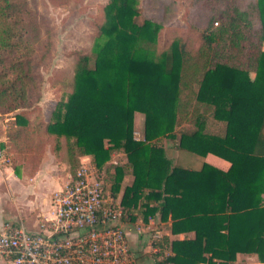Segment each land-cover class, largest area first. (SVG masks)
Instances as JSON below:
<instances>
[{"label": "trees", "instance_id": "16d2710c", "mask_svg": "<svg viewBox=\"0 0 264 264\" xmlns=\"http://www.w3.org/2000/svg\"><path fill=\"white\" fill-rule=\"evenodd\" d=\"M186 2L182 30L165 45L157 41L165 11L157 15L149 0H107L94 36L104 33L105 40L73 51L71 90L57 102L53 119L44 121L39 109L32 117L26 110L40 89L34 60L38 13L28 0H0V113L8 114L1 146L13 167L30 174L47 140L57 135L70 175L81 155L100 168L113 149L122 150L126 168L114 165L112 173L96 175L106 199L114 200L122 175L128 168L133 173L121 194V219L134 217L138 199L137 209L143 205L161 220L169 216V232H194L172 239L162 232L153 239L161 250L169 246L156 264H224L241 252L263 261L264 0ZM99 67L123 82L122 97L80 87V79ZM134 111L144 115L141 139L133 136ZM174 127L180 152L225 151L232 156L229 166L202 161L191 168L178 158L170 165L154 140Z\"/></svg>", "mask_w": 264, "mask_h": 264}, {"label": "rangeland", "instance_id": "374dc122", "mask_svg": "<svg viewBox=\"0 0 264 264\" xmlns=\"http://www.w3.org/2000/svg\"><path fill=\"white\" fill-rule=\"evenodd\" d=\"M106 1L107 0H67L64 3H56L52 0H28L30 7L34 8L38 13L41 23V31L35 41L36 50L34 54V60L38 72H40L38 77L40 89L34 104L26 109L30 112L29 114L31 117L35 111L39 109L40 118L42 120L48 121L53 119L51 113L54 111L57 102L64 100L71 90V76L74 60L73 51H88L91 48L99 46L105 40L106 35L104 33L100 34L97 38L94 36L96 21L102 20V6ZM164 2L167 3L165 9L163 8ZM147 6H150V9L152 11L154 10L157 15H161L162 12L165 11L163 14L165 19L164 25L158 27L157 30V41L159 44L166 45L170 42L174 34L182 30V14L187 8V2L186 0H149V5ZM147 27L151 26L147 25ZM80 80L82 81L80 87L84 88L89 93L120 98L125 92L123 82H119L114 72L108 69L99 67L94 74L84 79L81 78ZM255 105L256 103L254 106ZM5 115L8 119L7 113H0V129ZM143 117L144 115L142 112H133L132 128L135 138H143ZM175 130L174 127V132L164 133L159 136V140H154V143L162 145L161 147L163 148L164 155L169 159L170 165L176 163L174 161L176 158H178L181 163L190 165V154H185L183 150L179 152L182 156L175 157L176 151L173 147L178 137V133ZM47 143V146L56 152L58 158L62 159V137L58 135L50 137ZM112 152L113 154H111ZM85 155L88 154H84V156ZM196 155L198 156V160L202 159L206 162L209 161L210 164L216 167L220 165L218 168L221 169H226L232 159V156L228 155L225 151H222L221 154L207 152L204 155ZM88 157L83 158V156H81L82 161L88 164L94 175L101 176L102 173L104 174V169L105 175L110 174L113 172L114 165H122L126 168V155L120 149H113L110 152L109 158L100 168L94 167L89 155ZM97 169H99V171H97ZM127 170V173L122 175L118 190L113 198L121 208H124L121 202L123 188L130 185L133 179V173L130 172L129 168ZM102 180L106 187L108 179L106 180L103 176ZM107 192L105 193L107 194ZM108 196L110 198V195ZM261 199L264 204V192L261 193ZM137 203H139L138 199ZM137 203L133 206V209H131V215L134 217L127 220L121 219L122 226L124 230H128V232L130 231L132 233L135 243H130V237H128V239L129 246L133 250L132 253L135 254V264H142L140 261L145 257V259L150 260V264H156V260H161L165 253L151 242L159 236L158 234L162 233V229L164 230L163 223L167 222H162L157 212L144 211L143 205L141 206L142 209H137ZM124 218L126 217L124 216ZM153 248H155V250H153ZM164 250L167 254V252H169V246ZM136 254L140 256L139 260ZM0 264L12 263L0 258ZM160 264H164V262ZM197 264L205 263L197 262ZM224 264H264V260L260 261L255 253L241 252L240 254H236L233 262Z\"/></svg>", "mask_w": 264, "mask_h": 264}, {"label": "built area", "instance_id": "2783aa9c", "mask_svg": "<svg viewBox=\"0 0 264 264\" xmlns=\"http://www.w3.org/2000/svg\"><path fill=\"white\" fill-rule=\"evenodd\" d=\"M8 154L0 147V163ZM52 216L36 229L21 221L0 223V255L13 264H135L122 226L121 206L107 200L102 181L79 160L52 193Z\"/></svg>", "mask_w": 264, "mask_h": 264}, {"label": "crops", "instance_id": "0c3cea01", "mask_svg": "<svg viewBox=\"0 0 264 264\" xmlns=\"http://www.w3.org/2000/svg\"><path fill=\"white\" fill-rule=\"evenodd\" d=\"M6 119L7 117L5 115L0 129V147L2 148L3 146H1V141L5 140L4 125L7 121ZM47 145L48 143L45 144L37 166L31 174L28 173L21 165L13 167L9 163L10 152L4 149V151L8 154V160L5 163H0V223L5 221H21L26 228L36 229L38 221L52 216V193L65 183L69 177V173L66 170L65 162L58 158L56 152L50 149ZM173 148L176 151L175 157L182 156L175 145ZM111 154H113V152ZM81 156H83V158L88 157V155ZM81 156L79 157V160H82ZM189 156L190 167L199 168L203 160H198L197 155L190 154ZM176 160L177 158L174 161L177 162ZM161 221L167 222L163 223L164 225L169 224V216L167 217V220ZM125 232L128 243V237H130V243H133L134 239L132 237V233L130 231L129 233L128 230H125ZM162 232L168 234L169 239L192 237L194 235L193 231L171 233L165 227L164 230L162 229ZM153 250H155V248H153ZM163 251L166 254V251ZM138 256L139 255L136 254V257L139 260L140 256ZM0 258L10 261L1 255ZM145 258H143L140 262H142V264H150V260ZM164 264L172 263L164 262Z\"/></svg>", "mask_w": 264, "mask_h": 264}]
</instances>
